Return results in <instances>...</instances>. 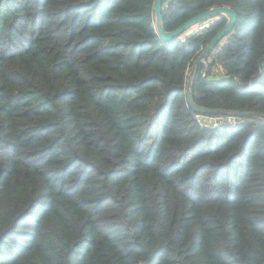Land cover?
Segmentation results:
<instances>
[{
    "label": "trees",
    "instance_id": "trees-1",
    "mask_svg": "<svg viewBox=\"0 0 264 264\" xmlns=\"http://www.w3.org/2000/svg\"><path fill=\"white\" fill-rule=\"evenodd\" d=\"M216 7L224 76L200 64L193 101L264 115V0H163L164 29ZM205 22L166 42L153 0H0V264H264V120L203 128L185 98Z\"/></svg>",
    "mask_w": 264,
    "mask_h": 264
},
{
    "label": "water",
    "instance_id": "water-1",
    "mask_svg": "<svg viewBox=\"0 0 264 264\" xmlns=\"http://www.w3.org/2000/svg\"><path fill=\"white\" fill-rule=\"evenodd\" d=\"M162 8H163V0H153V25L156 31V34L162 41L170 42L180 36L181 34L185 33L186 36L192 35L195 31L193 29L194 26L203 23L207 20H210L217 16H224L226 18V22L224 25L215 33L214 36L210 38L208 43L202 48L201 52L196 56L193 60L190 71L186 81L185 87V98L188 106L196 113L201 115H227V116H235L238 118L241 117H256L264 120V115L253 113V112H244L239 110H228V109H213L207 108L204 106L197 105L192 98L191 95V81L192 77L196 74L197 69L200 64L205 62V59L210 54V52L218 45L224 37L230 32L233 28L234 24L237 21V14L236 12L228 7H216L204 12H201L179 27L174 30L167 31L164 29L163 19H162Z\"/></svg>",
    "mask_w": 264,
    "mask_h": 264
},
{
    "label": "built area",
    "instance_id": "built-area-1",
    "mask_svg": "<svg viewBox=\"0 0 264 264\" xmlns=\"http://www.w3.org/2000/svg\"><path fill=\"white\" fill-rule=\"evenodd\" d=\"M208 25L209 24L207 22L200 23L198 25V28L196 29V31L200 30V29H204V28L208 27ZM211 62H212L211 59H207V58L205 59V62L203 63L204 68L202 70V77L205 80L222 78L224 76V72L221 69V67L218 65L213 66L210 69V73L207 74L208 66L211 64ZM216 67H218V68H216ZM216 73H218V75H216ZM195 119H196L197 123L203 128H217V127L222 126V125L234 127L238 124V117L227 116V115H201V114H196Z\"/></svg>",
    "mask_w": 264,
    "mask_h": 264
},
{
    "label": "rangeland",
    "instance_id": "rangeland-1",
    "mask_svg": "<svg viewBox=\"0 0 264 264\" xmlns=\"http://www.w3.org/2000/svg\"><path fill=\"white\" fill-rule=\"evenodd\" d=\"M208 23V22H207ZM198 28V25L197 26H195V27H193V29L196 31V29ZM216 68H218V67H216ZM216 75H218V73H216Z\"/></svg>",
    "mask_w": 264,
    "mask_h": 264
}]
</instances>
